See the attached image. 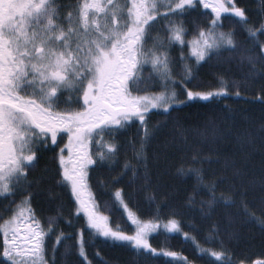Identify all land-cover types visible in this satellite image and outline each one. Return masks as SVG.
I'll use <instances>...</instances> for the list:
<instances>
[{"label": "snow or ice", "instance_id": "snow-or-ice-1", "mask_svg": "<svg viewBox=\"0 0 264 264\" xmlns=\"http://www.w3.org/2000/svg\"><path fill=\"white\" fill-rule=\"evenodd\" d=\"M162 6L166 7L165 19L169 13L184 17L201 7L210 9L209 27L199 30L190 42L197 61H204L221 50L235 51L233 34L217 31L223 27L225 18L245 19V11L234 0H228L227 4L225 0H166L165 5L159 0H107L106 3L87 0L75 18L69 11L67 27L57 22L54 0H0V196L7 199L28 181L30 170L36 167L39 150L47 148L50 141L51 146L59 148L58 182L70 190L75 215L86 221L89 233L134 251L157 254L149 236L161 227L159 216L149 221L140 218L118 189L114 200L133 230L129 233L119 225L113 226L99 209L89 185V173L95 170L94 166H102L119 152L116 144L105 141V135L136 121L142 130L136 155L139 162L146 163L144 149L153 138V130L146 123L147 114L155 109L162 110L161 115L170 116L177 103H183L175 91V82L173 90H168L169 59L159 53L173 43L185 45L186 29L183 24L172 25L166 35L154 38L152 22L160 15ZM259 47V53L247 57L253 69L258 63L264 69V42ZM146 64L151 65V70L145 78L142 73ZM154 74L164 82L165 91L159 94H149ZM141 86L143 95L138 94ZM66 94L69 99L74 94V106L64 99ZM226 94L227 89L186 93L189 101H211ZM201 135L217 138L215 126H208ZM65 136L67 143L60 147L58 137L62 143ZM200 155L193 160L202 162L198 160ZM203 158L213 157L209 153ZM215 158L220 160L219 156ZM223 166L232 168L233 164L225 160ZM176 173L195 176L198 186L208 193L202 204L209 210L217 204H235L231 192L217 196L218 184L223 181L209 180L202 169L186 170L185 163L181 162ZM239 174V169H235L234 176ZM261 194L264 195V179ZM21 219L26 231L21 228ZM163 229L175 234L181 226L173 215L165 218ZM0 233L3 234L0 264H45L47 233L33 213L30 192H26L11 219L0 224ZM84 237L85 230L80 229L76 237L78 253L86 264H91ZM20 240L26 245L23 249L18 243ZM162 254L177 255L175 252ZM208 254L217 262L226 255L223 251ZM22 255L28 260L22 262Z\"/></svg>", "mask_w": 264, "mask_h": 264}, {"label": "trees", "instance_id": "trees-1", "mask_svg": "<svg viewBox=\"0 0 264 264\" xmlns=\"http://www.w3.org/2000/svg\"><path fill=\"white\" fill-rule=\"evenodd\" d=\"M81 1L56 0L61 14L76 11ZM234 2L245 11V19L225 18L223 27L217 30L233 34L234 52L221 50L196 62L186 55L184 48L171 46L168 90L175 82V91L183 103L178 102L170 116L159 114L162 110L147 114L146 123L153 130V138L144 149L146 163L139 162L136 155L142 134L136 121L111 133L109 138L117 145L118 154L102 166H94L95 170L89 173V185L99 209L113 226L119 225L129 233L133 230L114 200L118 189L122 190L129 207L145 221L159 216L160 222H164L165 218L175 216L180 232H159L149 237L157 254L134 251L89 233L86 221L75 215L70 190L58 182L59 148L51 146L50 141L47 148L39 150L36 167L30 170L28 181L7 199L0 196V224L11 219L26 192H30L33 213L47 233L46 264H86L79 256L76 243L80 229L85 230V250L91 264H264V195L261 194L264 69L259 63L253 69L247 60L249 55L260 52L259 44L264 42V0ZM210 17V9L203 8L184 17L175 16V23L183 24L186 29L185 46L198 36L199 30L209 27ZM158 20L159 25H154L155 34L163 37L171 26L164 17H157L152 23ZM144 68L142 75L146 78L151 67ZM163 83L154 74L149 94L165 91ZM221 89H227V94L211 101H189L186 95L188 90ZM138 94H145L143 86ZM210 125L216 128L215 139L201 135ZM58 144L63 147L65 138L62 143L58 138ZM209 153L213 158L204 159ZM197 154H202L198 156L202 162L193 160ZM216 156L220 157L219 161ZM225 160L231 161L233 167L225 168ZM181 162L185 163L186 170L200 168L209 180H222L217 196L231 192L235 204H217L209 210L202 204L208 193L198 186L195 176L176 173ZM235 169L240 172L237 176H234ZM50 220L53 223L49 224ZM2 249L3 234L0 233V260ZM211 251H223L226 255L217 262L208 254ZM165 252H175L177 259L163 255Z\"/></svg>", "mask_w": 264, "mask_h": 264}, {"label": "rangeland", "instance_id": "rangeland-1", "mask_svg": "<svg viewBox=\"0 0 264 264\" xmlns=\"http://www.w3.org/2000/svg\"><path fill=\"white\" fill-rule=\"evenodd\" d=\"M85 2H87V0H82V1L80 2V4L78 5L77 10L74 11V12H72L74 18L77 16V14H78V12H79L81 6H82ZM101 2H102V3H106L107 0H101ZM121 2H123V0H121ZM159 2H160L161 5H165V4H166V0H159ZM54 3H55V6H56V8H57V12H58V16H59V19H58L57 22H58V23H61L64 27H67V24H68V21H67L68 14H61V12H60V10H59V7H57V2H56V0H54ZM201 8H202V7H201ZM199 9H200V8H199ZM165 12H166V7L162 6V7L160 8V15L157 16L158 19H160L161 17H164ZM175 16H176V15L171 14V15H169L168 18L166 19V21L168 22V24H169L170 26H172V25H176V24H177V23H175ZM159 22H160V21L158 20V22H156V24H154V25H159ZM155 31H156V30L154 29V31L152 32V36H153L154 38L157 37V34H155ZM190 42H191V41H190ZM190 42H188V44H187L186 46H185V45L181 46V45L178 44V43H173V44L169 45L166 49H161L159 54L167 55V57H168V59H169V51H170V49H171V46L173 47L174 45H177V46H179V47H181V48H184V50L187 52V54H186V52H185V54H186L188 57H191V58H192L193 60H195L196 62H199V61H197L196 57L192 54V50H191V47H190ZM185 44H186V43H185ZM148 47H149V48L152 47L151 43L148 45ZM146 65L149 66V67H151L150 64H146ZM146 65H144V67H145ZM170 67H171V65H170V62H169V68H170ZM171 90H173V87H171V88L169 89V91H171ZM64 99L68 102V104H72L73 106L75 105V102H76V101H75V96H74V94H72V98H71V99H69L68 94H66L65 97H64ZM81 103H82V101H81ZM61 107H62V106H61ZM154 110H155V109H154ZM152 111H153V110H152ZM114 131H115V130H114ZM112 132H113V131H112ZM112 132H111V133H112ZM61 135H63V134H61ZM110 135H111V134H110ZM110 135H105V141L108 142V143H112V142H111V139L109 138ZM58 138H59V137H58ZM64 138H65V144H66V143H67V137L65 136ZM66 154H67V153H66V151H65V155H66ZM163 223H164V222H160L161 227L157 230V233H159V232H166V231H164V229H163ZM20 224H21V228H22V230H25V231H26V228H25V225H24V221H23V219H21ZM153 234H154V233L150 234V236L153 235ZM150 236H149V237H150ZM45 237H46V236H45ZM18 243H20V247H21L22 249L26 247V245H25V243L23 242V240L18 241ZM168 257H171V256H168ZM171 258L177 259V257H171ZM20 259H21L22 262H24V261H27V260H28V257L22 255ZM45 264H46V263H45Z\"/></svg>", "mask_w": 264, "mask_h": 264}]
</instances>
